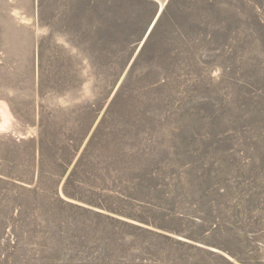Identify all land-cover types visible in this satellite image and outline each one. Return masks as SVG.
<instances>
[{"label":"rangeland","instance_id":"1","mask_svg":"<svg viewBox=\"0 0 264 264\" xmlns=\"http://www.w3.org/2000/svg\"><path fill=\"white\" fill-rule=\"evenodd\" d=\"M0 264H264V0H0Z\"/></svg>","mask_w":264,"mask_h":264},{"label":"water","instance_id":"2","mask_svg":"<svg viewBox=\"0 0 264 264\" xmlns=\"http://www.w3.org/2000/svg\"><path fill=\"white\" fill-rule=\"evenodd\" d=\"M161 11H162V9L160 10V13H161ZM154 24H155V22L152 24V26H151V28H150V30H149V32H148V34L151 32V30H152V28H153Z\"/></svg>","mask_w":264,"mask_h":264}]
</instances>
